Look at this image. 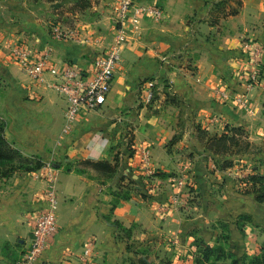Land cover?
<instances>
[{
    "label": "crops",
    "instance_id": "crops-1",
    "mask_svg": "<svg viewBox=\"0 0 264 264\" xmlns=\"http://www.w3.org/2000/svg\"><path fill=\"white\" fill-rule=\"evenodd\" d=\"M116 4L0 0L6 136L55 170L54 181L43 166L0 175V264H17L31 247L51 187L58 230L35 264H81L88 244L87 264H129L140 252L156 264H194L196 241H226L238 257L258 253L264 202L247 190L253 173L264 174V0H136L106 104L65 131L66 101L54 76L35 80L12 48L25 44L30 62L50 50L59 68H88L112 40ZM254 66L259 81L241 104ZM155 76L166 91L146 105L144 81ZM228 127L243 128L251 148L221 168L202 138Z\"/></svg>",
    "mask_w": 264,
    "mask_h": 264
},
{
    "label": "built area",
    "instance_id": "built-area-1",
    "mask_svg": "<svg viewBox=\"0 0 264 264\" xmlns=\"http://www.w3.org/2000/svg\"><path fill=\"white\" fill-rule=\"evenodd\" d=\"M116 15L113 19L114 32L112 40L106 44L98 56L93 60L88 68H78L73 64H65L61 68L53 63L51 51L46 50L35 57L34 62H30L31 53L25 44L16 45L12 48L13 55L26 67L32 77L37 81H42L46 74H52L55 78V87L59 94L66 101L65 109V131L73 128L79 120L83 111H93L102 108L112 89L115 71L120 65L122 52L127 43V31L125 23L128 20L130 10L135 5L136 0H115ZM145 11L157 16L162 14L161 10L152 7H142ZM77 30L63 31L56 33L57 38H64L69 34H77ZM260 70L254 66L247 85V92L240 94L237 99L241 104L246 102L248 91L258 83ZM163 81L157 76L144 81L142 102L146 105H153L161 99L166 91ZM151 158V151H144V162L148 163ZM148 176L152 171L148 167ZM43 171L51 181L55 180V170L52 164H45ZM183 184V181H179ZM47 204L43 211L34 218L32 227L33 241L31 247L17 264H35L44 253L48 245L58 230L57 208L58 198L56 190L51 187L46 193ZM92 253L91 244L85 248L80 255L81 264H87Z\"/></svg>",
    "mask_w": 264,
    "mask_h": 264
},
{
    "label": "trees",
    "instance_id": "trees-1",
    "mask_svg": "<svg viewBox=\"0 0 264 264\" xmlns=\"http://www.w3.org/2000/svg\"><path fill=\"white\" fill-rule=\"evenodd\" d=\"M62 1V0H49ZM82 4H87L86 1ZM7 121L0 116V175L10 176L17 170L36 171L43 166V162L36 155H24L6 136ZM206 149L220 157L219 166L227 168L234 164L232 155H240L251 148L246 131L241 127H228V132L220 136L203 137ZM132 152V151H131ZM132 154V153H131ZM106 165V163H104ZM251 188L247 192L255 193L259 202H264V174L253 173L250 176ZM248 220V217H244ZM194 264H264V245L255 254L236 256L228 250L226 241L218 245H208L202 241L195 243ZM130 245L128 249H130ZM136 260L129 264H156L151 261L146 252H140Z\"/></svg>",
    "mask_w": 264,
    "mask_h": 264
},
{
    "label": "rangeland",
    "instance_id": "rangeland-1",
    "mask_svg": "<svg viewBox=\"0 0 264 264\" xmlns=\"http://www.w3.org/2000/svg\"><path fill=\"white\" fill-rule=\"evenodd\" d=\"M31 156V155H30Z\"/></svg>",
    "mask_w": 264,
    "mask_h": 264
}]
</instances>
